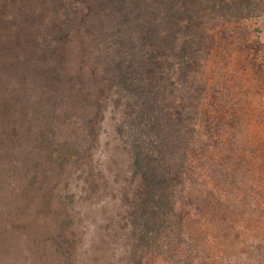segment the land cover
<instances>
[{
  "label": "rangeland",
  "instance_id": "1",
  "mask_svg": "<svg viewBox=\"0 0 264 264\" xmlns=\"http://www.w3.org/2000/svg\"><path fill=\"white\" fill-rule=\"evenodd\" d=\"M42 1L0 0V103L14 88L3 43L21 41L25 10L50 14ZM197 3L159 88L173 135L149 149L167 196L147 197L134 166L127 95L101 91V64L82 66L72 40L55 110L31 100L23 126L12 103L0 113V264H264V0Z\"/></svg>",
  "mask_w": 264,
  "mask_h": 264
},
{
  "label": "trees",
  "instance_id": "2",
  "mask_svg": "<svg viewBox=\"0 0 264 264\" xmlns=\"http://www.w3.org/2000/svg\"><path fill=\"white\" fill-rule=\"evenodd\" d=\"M42 2L45 7L42 10L50 14L34 18L25 10L29 25L18 27L20 31L23 29L21 41L14 43L6 36L3 43L2 51L11 58L9 63L3 62L5 77L11 79L14 88L6 99L1 100L0 107L7 109L0 113L10 116L12 103L16 111L11 120L23 126V120L30 116L28 107L35 106L31 100L38 103L36 109L39 108L41 114L54 111L59 102L58 90L69 86L70 82L66 51L71 47L70 41L77 39L80 47L78 62L83 66L90 59L102 66L107 82L101 91L114 86L118 100L127 95L126 106L134 110L132 117L125 119L123 124L131 141L135 142L132 143L134 166L145 177L147 197L167 196L161 189L163 175L150 167L149 149L152 141L162 142L164 137L173 135L170 116L160 104L159 88L165 79L168 56L188 55L190 41L177 47V40L172 36L182 19L192 21L197 0ZM94 47L98 49L96 52ZM79 79L77 93L82 95L85 80ZM91 81L97 83L100 79L93 75ZM36 121V131L42 135L40 141L45 142L49 133L55 131L38 118ZM91 128L94 130V125ZM162 145L164 143L155 147L158 149Z\"/></svg>",
  "mask_w": 264,
  "mask_h": 264
}]
</instances>
